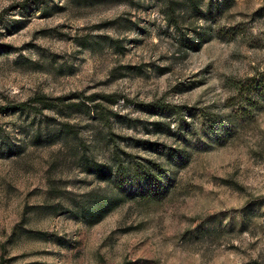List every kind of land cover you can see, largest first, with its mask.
Wrapping results in <instances>:
<instances>
[{"label":"rangeland","instance_id":"1","mask_svg":"<svg viewBox=\"0 0 264 264\" xmlns=\"http://www.w3.org/2000/svg\"><path fill=\"white\" fill-rule=\"evenodd\" d=\"M262 72L264 0H0V264H264V96L233 88Z\"/></svg>","mask_w":264,"mask_h":264},{"label":"trees","instance_id":"2","mask_svg":"<svg viewBox=\"0 0 264 264\" xmlns=\"http://www.w3.org/2000/svg\"><path fill=\"white\" fill-rule=\"evenodd\" d=\"M192 7L198 8L200 5V1L195 2L192 1ZM167 14L170 18V21H173V17L175 16V8L173 5L170 3L167 9ZM176 23V22H174ZM206 35V34H204ZM233 88L235 89V95L236 97L238 96L240 101V108L241 109H251V107H255L256 104H258L259 100L264 96V72L252 76L246 80H237L233 82ZM76 98H82L81 101H66V97H58V98H52L49 97L45 94H38L35 97L30 98L27 101H22V102H17V103H12L8 109H10L11 112H19L23 111L26 109H30L31 111L37 112L41 111L43 112L44 110H50L54 111L57 115L59 116L61 113H63V108H68V109H76L80 107L83 103H86L87 101L94 100L95 96H87L84 97L80 93L74 94ZM103 99L107 101H112L115 102L117 99L114 98L113 95L107 94V95H102L101 96ZM84 98V100H83ZM235 99V98H234ZM62 102V104L60 102ZM64 105V106H62ZM97 106H100V104H96ZM154 107L159 110V111H165V110H174L175 113H180V110L176 108V106L171 107L170 105H164V104H153ZM243 105H246L245 107ZM2 111H5V107L1 108ZM240 109V111H241ZM50 116H47L46 118H49ZM155 124H159L156 122ZM74 125L71 124L70 122H67V120H57V123L55 127L52 129V133L48 132L46 133V143L47 144H52L59 139H63L68 137L70 134L75 133ZM40 129H37L36 134L33 135V140L38 139L40 134ZM55 135V136H54ZM138 143H140L143 146H148L150 143L147 140H138ZM115 166L113 167L112 165H109V171L112 175H119V177L126 176L125 181H142L146 180L152 183L157 184V186H160V181L162 179L163 173L158 169V170H152L151 166H149V162H138L137 164H134L133 167L136 168V173L135 177L131 178L130 176H127L128 169L127 167L132 166L133 164L129 166H125L124 163L120 160L119 157H117V160H115ZM98 172H102L100 168V164L94 163L93 164ZM143 173V175H141ZM94 201L91 206H90V214L91 217L93 218V222H97L102 219V217L111 209L110 208V203L113 202V200H92ZM252 264H260L258 262H253Z\"/></svg>","mask_w":264,"mask_h":264}]
</instances>
